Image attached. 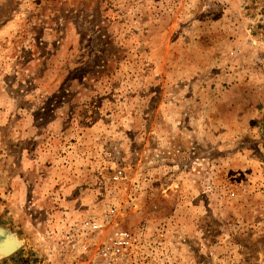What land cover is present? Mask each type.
<instances>
[{"label":"rangeland","instance_id":"obj_1","mask_svg":"<svg viewBox=\"0 0 264 264\" xmlns=\"http://www.w3.org/2000/svg\"><path fill=\"white\" fill-rule=\"evenodd\" d=\"M262 17L0 0V227L21 243L0 264H94L115 228L137 240L110 264H264Z\"/></svg>","mask_w":264,"mask_h":264},{"label":"built area","instance_id":"obj_2","mask_svg":"<svg viewBox=\"0 0 264 264\" xmlns=\"http://www.w3.org/2000/svg\"><path fill=\"white\" fill-rule=\"evenodd\" d=\"M262 20H264V17H262ZM121 176L122 170H117L113 177L114 180H118ZM85 227L95 232L100 229L101 224L97 220H90L85 222ZM136 240V236L128 230L122 228L113 229L101 246L98 252L99 259L95 260L94 264H110L114 259L124 256L131 250Z\"/></svg>","mask_w":264,"mask_h":264},{"label":"bare ground","instance_id":"obj_3","mask_svg":"<svg viewBox=\"0 0 264 264\" xmlns=\"http://www.w3.org/2000/svg\"><path fill=\"white\" fill-rule=\"evenodd\" d=\"M0 233H2L0 231ZM19 244V240L14 236H4L0 234V253L14 249Z\"/></svg>","mask_w":264,"mask_h":264},{"label":"water","instance_id":"obj_4","mask_svg":"<svg viewBox=\"0 0 264 264\" xmlns=\"http://www.w3.org/2000/svg\"><path fill=\"white\" fill-rule=\"evenodd\" d=\"M0 231L2 232L0 234H2L4 236H14L15 237V235L8 233L7 230H5V229H3L1 227H0ZM20 245H21V243H19V245L17 247H15L14 249H10L7 252H2V253H0V255L3 256V257L9 256L12 253H14L20 247Z\"/></svg>","mask_w":264,"mask_h":264}]
</instances>
